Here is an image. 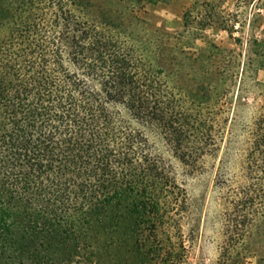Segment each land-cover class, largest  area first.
<instances>
[{
	"label": "trees",
	"instance_id": "obj_1",
	"mask_svg": "<svg viewBox=\"0 0 264 264\" xmlns=\"http://www.w3.org/2000/svg\"><path fill=\"white\" fill-rule=\"evenodd\" d=\"M94 6L0 0V264H182L196 237L188 192L148 139L160 134L191 169L201 160L162 76L170 64L145 59ZM204 133L199 144L214 145ZM242 188L216 264L254 253L239 247L252 200Z\"/></svg>",
	"mask_w": 264,
	"mask_h": 264
},
{
	"label": "rangeland",
	"instance_id": "obj_2",
	"mask_svg": "<svg viewBox=\"0 0 264 264\" xmlns=\"http://www.w3.org/2000/svg\"><path fill=\"white\" fill-rule=\"evenodd\" d=\"M92 1L94 12L101 6L118 16L123 38L145 59L170 64L162 76L187 109L185 135L201 158L192 169L160 134L148 133L155 155L186 188L197 219L182 264H216L224 234L234 231L243 186L252 196L251 213L238 231L250 239L239 247L254 252L248 264H264V168L253 144L257 124L258 138L264 137V0ZM201 131L214 145L199 144Z\"/></svg>",
	"mask_w": 264,
	"mask_h": 264
}]
</instances>
